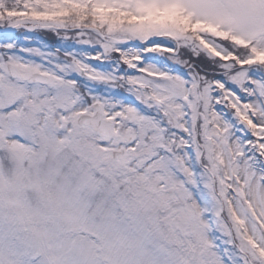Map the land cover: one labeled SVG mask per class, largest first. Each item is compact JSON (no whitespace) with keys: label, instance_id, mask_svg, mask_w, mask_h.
I'll return each mask as SVG.
<instances>
[{"label":"snow or ice","instance_id":"6c2138e0","mask_svg":"<svg viewBox=\"0 0 264 264\" xmlns=\"http://www.w3.org/2000/svg\"><path fill=\"white\" fill-rule=\"evenodd\" d=\"M0 264H264V0H0Z\"/></svg>","mask_w":264,"mask_h":264}]
</instances>
